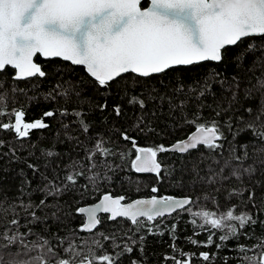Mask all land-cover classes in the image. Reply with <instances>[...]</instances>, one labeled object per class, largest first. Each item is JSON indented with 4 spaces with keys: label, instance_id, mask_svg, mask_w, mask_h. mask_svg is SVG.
<instances>
[{
    "label": "snow or ice",
    "instance_id": "6c2138e0",
    "mask_svg": "<svg viewBox=\"0 0 264 264\" xmlns=\"http://www.w3.org/2000/svg\"><path fill=\"white\" fill-rule=\"evenodd\" d=\"M246 40L248 43L241 47ZM232 49L238 50L232 55L234 66L250 74L243 87L244 99L251 100L255 95L258 100L243 112L233 108L240 102V74L229 79L215 68L204 79L189 85L178 80L171 91L167 86L164 92L155 88L133 94L127 91L180 67L219 65ZM38 55L82 66L93 92L101 100L93 104L91 97L83 95L82 83L57 82L45 98L53 102L62 100L63 106L26 121L25 110L10 108L9 103H14L17 95L26 94L18 82L48 75L44 66L35 61ZM9 68L14 70L10 83ZM126 74L131 83L125 81L126 90L121 99L126 97L129 105L141 110L142 115L135 123L137 131H154L144 116L149 103L160 108L166 104L170 115L179 112L183 124L194 130L171 146L147 147L139 146L128 131H119L120 139L130 143L129 151L118 150L104 136L98 135L92 142L88 135L92 127L87 119L89 111L93 107L100 112L107 111L113 85ZM215 84L220 86L222 94L230 95V99L225 97L228 108L215 111L213 118H206L200 101L216 95ZM192 102L196 103L197 111L189 116L187 110ZM86 103L88 111L83 108ZM72 104L76 106L69 107ZM111 111L120 117L122 105H111ZM224 111L229 115L222 122L218 117ZM150 114L155 117L156 111ZM57 116L64 137L82 149L83 156L64 165L62 176L56 168L52 177L42 176L44 183L36 189L42 195L39 203L21 199L7 208L0 204V264H125V258L127 264H146L147 235L163 236L164 232L159 230L161 225L156 222L180 212L192 217L194 232L187 238L188 243L203 248L214 245L216 252L197 254L178 249L173 224L168 229L173 240L172 253L164 256L165 261L192 264L198 255L203 264H214L217 253L228 248V241L232 240L235 244L229 250L235 253L233 258L237 264H264V219L256 214L264 213V196L257 201L255 190L247 185L227 191L229 200L242 198L247 193V200H240L246 210L239 213L238 205L210 210L198 205L200 197L194 200L190 196L153 195L128 201L123 195L114 197L104 192L97 202L78 206L72 213L64 211L68 206L66 201L61 203V198L68 193L79 192L83 199L89 192H100L110 182L109 174L124 166L137 174L151 173L162 178L165 167L158 154L166 152L183 157L200 148L207 150L206 158L201 153L192 161V172L202 183L214 186L216 192L224 190V185L233 180L244 184L247 178L251 183L258 172L264 175V0H0V131L14 134L16 146L7 144L12 156L26 148L33 149L30 155L35 156L38 145L25 141H30L32 130L49 128L46 120ZM226 132L231 134L230 140ZM244 133H249L250 138L241 142L237 138ZM81 134L85 139H81ZM59 137L57 133V141L62 143ZM5 146L6 142L0 139V149ZM133 153L134 158L130 159ZM39 156L49 161L60 158L61 153L53 146L41 148ZM115 157H119L121 164H114ZM28 167L34 173L39 172L36 164L29 163ZM203 170L206 175L201 177ZM259 186L264 188V184ZM151 191L156 193L158 189L153 187ZM203 200L218 204L210 194H205ZM249 204L252 210H247ZM38 212L43 215H37ZM76 216L82 217L83 222L63 235L59 231L48 235L30 227L39 223L47 225L49 220L61 223ZM105 216L109 222H118L119 227L110 232L98 231ZM195 229L206 231L207 240L194 239L200 234ZM217 233H220L218 237ZM241 237L251 243H240ZM134 252L138 255L133 256ZM228 259L223 258L224 264H228Z\"/></svg>",
    "mask_w": 264,
    "mask_h": 264
},
{
    "label": "trees",
    "instance_id": "16d2710c",
    "mask_svg": "<svg viewBox=\"0 0 264 264\" xmlns=\"http://www.w3.org/2000/svg\"><path fill=\"white\" fill-rule=\"evenodd\" d=\"M261 39V38H256ZM248 41H245V46ZM236 49L229 50V54L226 56L225 61L219 65L212 63H203L199 65H192L188 67H180L176 70L170 71L163 76H154L148 80L143 81L137 85L134 89L127 88L129 94L140 93L142 90L148 88H155L160 92H164L167 86V90L171 91L172 87L176 85L177 81H182L185 85L194 83L197 80H202L206 77L207 73L215 68L220 71L223 76L229 79L236 74H240L242 80L241 91L239 93L240 102L233 105V108L237 109V112H243L244 108L255 105L258 103L257 97L254 95L251 100L244 99L243 87L248 79V75L245 74L242 69L234 66L232 55ZM251 59V58H249ZM37 63L44 66V70L48 73L45 78H34L28 81H20L18 85L20 88L26 90V94L17 95L14 103H9V107H22L25 112V120L33 121L42 116L44 111L49 109H56L63 106V101L53 102L47 100L45 97L50 89L57 84V82L71 81L73 85H79L82 83L84 88L83 95L89 96L93 100V104L101 100V97L93 92L89 78L86 76L82 66H73L70 62L63 61L60 58L54 59H42L39 55L35 58ZM245 67H247V62ZM14 70L9 68L7 70V76L9 83L11 75ZM125 81L131 83L130 76L125 75L123 80H120L118 84L113 85V94L109 98V109L105 112H100L92 108L88 114V121L92 125L90 135L92 142L95 141L97 136H104L106 139L110 138L111 141L117 146L118 150L129 151L131 150L130 143L120 139L119 131H128L130 135H133L138 142L139 146L147 147L153 145L163 144L170 146L174 142L184 139L187 134L191 133L194 129L190 126H185L181 120L180 113L169 114L168 107L165 104L163 108H160L157 104L149 103L148 107L144 110L145 120L154 131L145 130L139 132L135 128V123L138 118L142 115L141 110L127 103V98L121 99L124 96L126 90ZM35 85V87H33ZM213 92L216 95L207 96L200 101L204 105L202 111L206 118L215 117V111L228 108V99L230 95L223 93L218 84L213 85ZM119 93V95H117ZM228 99H225V97ZM75 99V98H74ZM121 104L123 108V114L120 117H116L111 111V105ZM211 105V107H208ZM75 104L69 105V107H75ZM219 106V107H218ZM85 111H88L89 105L86 103L83 105ZM156 111V116H151V112ZM197 111L196 103L192 102V106L189 107L187 113L189 116ZM229 113L227 111L222 112V115L218 117L222 122L225 121ZM247 117V114L245 113ZM70 119V118H69ZM6 120V118H5ZM46 122L50 125L47 129L32 130L30 141L25 143H34L38 145L35 149L36 155H30L33 151L31 148L20 150L17 156H12L9 152L8 143H11L14 147L16 142L14 134L11 132L0 131V139L6 142V146L0 149V204L5 208L18 204L22 199L27 202L29 200L39 203L42 198L41 193L36 191L38 186H42L44 181L42 176L46 174L48 177L53 176V169L56 168L60 175H63V166L69 164L73 159H79L83 156L82 149L78 148L74 142L68 141L60 126V117L48 118ZM65 122H68L67 120ZM75 131V129H74ZM57 133H60V140L57 141ZM229 140L231 134L226 132ZM250 138L249 133H244L237 139L241 142L246 141ZM81 139H85L81 134ZM54 150L61 153L60 158H53L52 160L46 161L44 158H40L39 152L41 148L53 147ZM109 146H112L111 144ZM227 148V143H225ZM8 153V155H3ZM204 153L205 158L208 156L207 150L200 148L197 151L191 152L189 155L181 156L179 153L166 152L159 153L158 159L162 162L165 167V171L161 174L162 178H157L154 174H137L131 171L127 166L116 168L114 172L110 173V182L105 183L100 192L87 193L86 198H81L79 192L65 194L61 198V203L67 202V207L64 209L65 212L72 213L78 206H84L90 203L96 202L100 195L104 192H110L112 195H123L128 201L137 197H150L153 195L158 196H185L192 197L196 200L197 197L201 199L198 201L199 206H203L210 210H226L230 205H238L237 213L246 210L245 206L240 203V200H247V193L241 197H234L232 199H226L227 191L232 187L243 188L245 185L253 188L256 192V199L259 201L261 196H264V188L260 187V184H264V175L259 172L254 177L253 181L249 183L245 178V183L240 184L233 180L229 184L224 185V190L216 192L214 186H209L202 183L196 178L192 172V161L197 160L200 154ZM226 154V153H225ZM134 158L133 156L130 157ZM114 164H121L119 157L113 158ZM36 164L39 168V172L34 173L28 164ZM206 175V170L200 172V176ZM85 181L82 179L80 184L83 185ZM156 187L158 191L153 193L151 189ZM205 194L215 196L218 204H214L211 200L205 201L203 197ZM80 201L77 204V201ZM247 210H252V206L247 205ZM50 211V210H49ZM260 219H264V213H256ZM37 215H43L38 212ZM2 219V217H0ZM11 219V215L8 216ZM192 217L184 212L179 214L173 213L172 216H167L162 221H157L160 224V231L164 232V235H147L145 242V259L146 264H172V262L165 261L164 256L171 254L172 249L170 245L173 243L171 234L168 229L171 225H176L175 240L178 249H182L186 253H199L201 251L216 252L215 246L210 248L196 247L188 243L187 238L193 236L194 226L191 224ZM83 222V218L80 216L70 217L69 219L63 220L61 223L49 220L47 225L39 223L36 225H30L35 231L50 235L51 232L59 231L61 235L67 232L69 229L78 226ZM21 223H25L23 219V213H21ZM119 227L118 222H109L104 217V222L99 227L98 231L110 232L112 229ZM124 227L127 228V222L124 223ZM2 230V229H0ZM22 231L24 229H21ZM195 231L200 232L199 235L194 236V239L199 241H206L208 233L201 232L199 229ZM246 231H248L246 229ZM260 229L257 228V234L259 235ZM220 233H217V237ZM216 239V237H214ZM217 242H219L217 240ZM240 243H251L249 240H245L241 237ZM235 241H228V248L221 249L216 256L214 264H224L223 258L229 257L228 264H237V261L233 258L235 253L229 249ZM107 247V245H105ZM138 253L134 252L133 256H137ZM125 264H127V258H125ZM192 264H203L198 258H193Z\"/></svg>",
    "mask_w": 264,
    "mask_h": 264
},
{
    "label": "water",
    "instance_id": "95a60500",
    "mask_svg": "<svg viewBox=\"0 0 264 264\" xmlns=\"http://www.w3.org/2000/svg\"><path fill=\"white\" fill-rule=\"evenodd\" d=\"M42 59H45V58H43V57H41ZM36 61V60H35ZM175 143V142H174ZM173 143V144H174ZM172 145V144H171ZM170 145V146H171ZM143 174H151V173H143ZM114 197L115 196H119V195H113ZM155 196H157V197H164V196H158V195H155ZM152 196H150V197H137V198H134V199H132V200H136V199H147V198H151ZM172 197H175V198H184L185 196H172ZM98 201V200H97ZM96 201V202H97ZM131 201V200H130ZM95 203V202H94ZM91 204H93V203H90V204H87V205H91ZM87 205H84V206H87Z\"/></svg>",
    "mask_w": 264,
    "mask_h": 264
}]
</instances>
